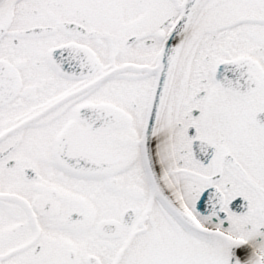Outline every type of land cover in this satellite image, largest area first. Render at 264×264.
Returning <instances> with one entry per match:
<instances>
[{"label":"snow or ice","instance_id":"snow-or-ice-1","mask_svg":"<svg viewBox=\"0 0 264 264\" xmlns=\"http://www.w3.org/2000/svg\"><path fill=\"white\" fill-rule=\"evenodd\" d=\"M0 264H264V0H0Z\"/></svg>","mask_w":264,"mask_h":264}]
</instances>
